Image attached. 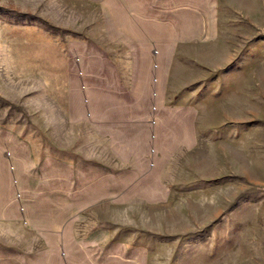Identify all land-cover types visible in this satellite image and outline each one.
I'll list each match as a JSON object with an SVG mask.
<instances>
[{
  "label": "crops",
  "instance_id": "crops-1",
  "mask_svg": "<svg viewBox=\"0 0 264 264\" xmlns=\"http://www.w3.org/2000/svg\"><path fill=\"white\" fill-rule=\"evenodd\" d=\"M89 1L100 37L82 46L74 134L58 143L70 154L0 126V264H149L148 243L119 235L124 215L149 222L161 205L164 236L189 239L232 212L217 147L250 132L251 107L243 80L216 77L233 60L216 1Z\"/></svg>",
  "mask_w": 264,
  "mask_h": 264
},
{
  "label": "rangeland",
  "instance_id": "rangeland-1",
  "mask_svg": "<svg viewBox=\"0 0 264 264\" xmlns=\"http://www.w3.org/2000/svg\"><path fill=\"white\" fill-rule=\"evenodd\" d=\"M215 1L220 48L233 56L216 77L223 83L243 80L251 107L250 132L232 144L220 135L217 147L219 204L224 207L222 196L234 192L232 212L203 224L189 239L185 233L164 236L161 205L149 222L141 220L147 216L124 215L119 235L132 244L148 243L149 264H264V0ZM91 4L0 0V126L27 139L38 155L70 154L58 143L74 134L68 117L75 80L82 76V46L100 37L98 8Z\"/></svg>",
  "mask_w": 264,
  "mask_h": 264
}]
</instances>
